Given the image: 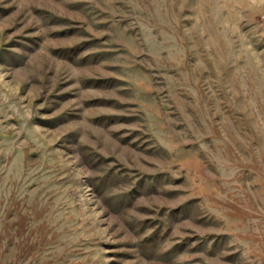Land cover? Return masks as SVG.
Listing matches in <instances>:
<instances>
[{
    "label": "rangeland",
    "instance_id": "1",
    "mask_svg": "<svg viewBox=\"0 0 264 264\" xmlns=\"http://www.w3.org/2000/svg\"><path fill=\"white\" fill-rule=\"evenodd\" d=\"M0 264H264V0H0Z\"/></svg>",
    "mask_w": 264,
    "mask_h": 264
}]
</instances>
